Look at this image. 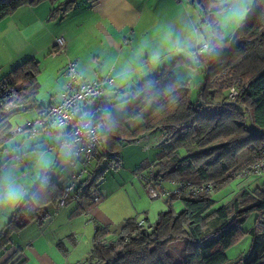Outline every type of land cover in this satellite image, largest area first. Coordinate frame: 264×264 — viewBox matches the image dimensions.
Wrapping results in <instances>:
<instances>
[{
    "label": "trees",
    "instance_id": "trees-1",
    "mask_svg": "<svg viewBox=\"0 0 264 264\" xmlns=\"http://www.w3.org/2000/svg\"><path fill=\"white\" fill-rule=\"evenodd\" d=\"M44 1L57 0H0V19L21 6H36ZM196 1L202 21L209 24L212 32L206 50L199 51L200 46L193 51L195 66H201L206 76L197 100H190L188 88L175 78L169 66L143 81V87H148L144 97L151 99L152 104L144 127L138 131L128 128L125 116L115 118L104 99L98 97L91 113L96 111L92 120L102 128L103 150L96 155V165L90 174L77 187L80 195L73 200L75 213L88 210L100 200L97 190L103 161L115 165L122 144L133 142L142 132L162 133L159 151L151 161L158 168V177L210 182L214 194L234 180L239 152L247 149L251 160L253 154L264 150V0H253L247 17L231 39L223 38L213 17L226 5L218 0ZM74 2L57 3L49 18L64 16ZM179 61L185 62L182 58ZM39 73V62L29 58L0 79V83H8L14 91L13 107L0 119V148L12 136L10 119L16 112L34 108L39 114L45 108L37 99ZM231 85L236 86L238 105L215 101V96L205 93L211 86L228 89ZM104 151L108 157L102 155ZM149 163H144L141 169H146ZM214 194L168 197L167 209L158 213L154 223H148L145 217L144 224L139 226L135 217L127 218L113 238H107V227L96 226L90 250L78 264H264V232L260 228L264 225V189L247 187L229 203L218 206ZM61 195V186L50 172L44 171L0 230V249L10 242L13 232L31 220L41 225L48 215L46 205L57 202ZM95 195L97 199L93 200ZM174 199L182 202L183 209L179 212L172 207ZM251 213L256 214L255 226L245 232L241 226ZM246 235L250 236L247 253L232 261L227 249ZM178 253L185 254V260L180 261Z\"/></svg>",
    "mask_w": 264,
    "mask_h": 264
},
{
    "label": "rangeland",
    "instance_id": "rangeland-1",
    "mask_svg": "<svg viewBox=\"0 0 264 264\" xmlns=\"http://www.w3.org/2000/svg\"><path fill=\"white\" fill-rule=\"evenodd\" d=\"M62 1L64 0H59L58 3ZM252 2L253 0H232L231 7L225 8L217 16L224 29V33L221 31L223 38L231 39L236 34L240 23L247 17ZM172 4L177 5L176 10H183L184 15L172 16L171 22H166V17H163L164 23L151 29L150 34L139 36L141 26H137L136 20L140 12L151 10L159 13ZM200 11L196 0H100V3L75 0L69 12L50 21L64 19L62 27L69 30L70 34H76L73 51L75 55L78 54V67L82 75L87 77L85 80L98 76L101 67L102 76L112 78V84L100 97L104 99L115 118L122 119L125 116L124 121L128 128L131 131H138L144 127L145 116L150 112L152 104L151 99L144 97L148 87H143L142 84L144 79L155 74L158 69L169 66L175 78L188 88L190 100L192 102L197 100L206 76L201 66L198 68L195 66L193 51H197L200 46L203 51L206 50L212 34L209 24L202 21ZM121 12H124V16ZM169 15L171 16L170 13ZM98 19L105 26H111L117 37H126L120 48H108L102 43L99 30L94 25ZM131 28L134 29L132 42H130ZM161 36L165 38L163 44L155 47L151 40L160 39ZM44 56L47 54L45 53ZM180 58L185 62H180ZM51 65L49 63L38 75V82L42 85L37 93V99L45 105L51 100V94L57 87L50 69ZM111 66L114 68L113 71H110ZM227 92L226 88L216 89L213 86L205 91L207 95L215 96V101L226 100L232 103L228 101ZM95 100L83 104L90 110L87 112L88 116L94 108ZM235 102L237 103L236 100ZM133 104L137 106L134 108ZM95 116L96 111L93 114V117ZM36 117L35 109L16 112L10 119L12 130L17 126L33 122ZM57 130L60 129L54 126L47 131L13 133L1 146L0 213L7 216V222L13 211L20 207L31 193L30 188L35 187L44 170L50 172L52 178L59 182L62 179L59 176L67 171L70 173L71 150L65 145L58 146L62 134L60 132L58 134ZM97 130L101 133L102 128L97 125ZM161 138V131L146 132V134L142 132L133 142L122 144L115 165H109V160L103 161L102 175L98 184L100 200L88 210L79 213H71L72 207L76 209L75 203L66 204L62 215L55 221L54 228H51L53 231L46 233L50 241L54 240V247L59 254L68 257L70 262L83 261L90 250L96 228L93 220L97 226L107 227V238H113L120 231L125 219L135 217L140 220L147 217L148 223L152 224L157 219L158 213L167 209L168 197L152 196L146 185L137 177L138 172H143L141 166L151 162L155 153L159 151ZM102 150L103 146L98 147L97 154L99 155ZM239 154L240 152L237 157ZM237 157L239 167L237 170L242 169L250 161V159L245 161L244 155ZM162 187L168 189L171 184L164 181ZM247 187L264 189V175L261 179L239 177L232 180L226 188L213 193L218 200L216 205L229 203L240 190ZM24 190H28L29 193L26 195ZM172 207L175 212L181 211L183 209L181 200L174 199ZM52 214L55 216L57 213L53 211ZM255 221L256 214L251 213L241 226L243 231L247 232L254 227ZM31 227L36 228V224ZM21 230L13 232L10 236L19 244L32 234L31 228ZM73 232H77V239L72 243ZM249 245L250 237L244 236L227 249V256L232 261L238 260L247 253ZM28 250L26 247L24 252ZM178 257L183 261L186 255L178 253Z\"/></svg>",
    "mask_w": 264,
    "mask_h": 264
},
{
    "label": "crops",
    "instance_id": "crops-1",
    "mask_svg": "<svg viewBox=\"0 0 264 264\" xmlns=\"http://www.w3.org/2000/svg\"><path fill=\"white\" fill-rule=\"evenodd\" d=\"M58 1L59 0H57L55 3L44 1L36 6L24 5L17 8L10 15L0 19V79L4 78L13 68H15L17 65L29 58L36 59L39 62L40 72L44 71L49 65V63L52 64L50 69L54 74L57 87L55 88V92L51 94L52 98L47 105L43 104L38 100L44 107L57 103L61 100L64 84L66 81L64 67L68 59L74 60L77 64L78 72L80 73L82 78H87L83 76L81 71L79 70L78 54L75 55L73 51L75 50L73 40L76 38V34L74 33V35H72V32V34H70L69 30L65 29V27H62L61 24L64 19H61L59 21H56L57 19L50 21V11L53 7L57 5ZM218 1H221L224 5H226L225 8H229L232 5V0ZM176 7V4H172L166 9L161 10V12L159 13L151 10H143L142 12H140L139 17L136 20L137 26H141L139 36L148 35L146 33L150 34L151 29L157 28L159 24L165 22L163 17L167 18V15L168 18H165L166 22L173 21L172 16L177 15L178 17H180L184 15V11L176 10ZM221 12L222 11L215 13L213 17L217 21L220 30L223 32V26L220 20L217 19V16ZM161 13H163V15ZM169 13L171 14V16L169 15ZM121 14L124 16V12H121ZM185 17L186 19H188L186 15ZM114 18L116 19V16ZM94 25H96L97 29L99 30L100 39L102 40V43H104L108 48H120L125 42L126 37H117L116 33L112 30L111 26H105L99 19L95 21ZM131 31L132 36L130 42L133 41L134 29L131 28ZM58 36L64 37L65 50L63 52L51 54V50L54 47V40ZM164 39V36H161L160 39H152L151 41L155 47H158L159 45L163 44L162 41ZM45 53L47 54V56H44ZM113 70L114 68L113 66H111L110 71ZM99 71L100 72L98 76H94L92 77V79L87 81L106 77L102 76V67ZM41 85L42 83L39 82V88ZM82 111L87 113L90 110L87 108V105H82ZM35 113L36 115H38L37 110H35ZM59 132L60 130H57L58 134ZM70 150L72 157V148H70ZM242 155L246 156L245 161L249 160L251 157V153L247 149L241 151L237 158H240ZM144 170L145 169H142V171ZM59 177H62L60 182L55 179L53 180H55L60 186L66 184L68 182L69 171ZM31 189H33V187L30 188V191ZM24 191L26 195L29 193L28 190ZM148 191L149 194H151L152 196H156L154 191H152L151 189L148 188ZM97 193L99 195L101 194L99 189L97 190ZM69 203L76 204V202L73 200L67 202L66 204ZM66 204L62 207H57L56 202L48 203L46 205V211L48 215L41 225H39L35 220H31L26 226L23 227L22 230H27L28 228H31L32 234L29 235L26 240L21 242L22 245H20L21 243L19 244L18 242L13 241L10 237V242L4 248L0 249V264H18L21 261H23L22 264H78L82 262V260H73L72 262H70L68 257H63V255L59 254V252L55 249L54 240L51 239L50 241L46 237V233L48 231H53L51 228H54L53 225L54 223H56L55 221L59 218V216L62 215V210L66 207ZM53 211L54 213H57L55 214V216H53L52 214ZM73 212H75L74 207H72L71 210V213ZM6 223L7 216L5 214L0 213V230L4 227ZM93 223L94 226H97L94 220ZM33 224H36V228L31 227V225ZM261 230L262 232H264V225H262ZM248 236L249 235H246L245 237ZM76 239L77 232H73L71 237L72 243L75 242ZM26 247H28L29 250L25 253L24 250ZM52 251H55V253H53Z\"/></svg>",
    "mask_w": 264,
    "mask_h": 264
},
{
    "label": "built area",
    "instance_id": "built-area-1",
    "mask_svg": "<svg viewBox=\"0 0 264 264\" xmlns=\"http://www.w3.org/2000/svg\"><path fill=\"white\" fill-rule=\"evenodd\" d=\"M65 50V39L58 36L54 40L52 54ZM202 48L199 50L201 51ZM65 84L61 100L43 108L36 119L24 126H17L10 129L11 134L19 132L34 133L38 130L47 131L51 127H58L62 138L58 146L65 145L72 148L71 169L68 182L61 186L62 195L57 200L56 206L62 207L68 201L76 200L79 197L77 187L93 169L96 160L97 148L102 147L100 133L92 120L93 113L89 116L82 111V105L88 101L95 100L102 95L106 88L112 84V78L103 77L92 81L82 78L77 69L75 61L68 59L65 67ZM227 98L232 104L238 105L235 100L237 96L236 86L231 85L227 89ZM14 91L8 83H0V119L13 107L12 99ZM108 157L107 152H103ZM158 168L154 162L143 171L138 172L137 177L154 193L161 197H198L203 192L213 194V186L210 182L194 183L180 179H167L157 176ZM264 175V150L253 154L252 159L242 169L234 173L233 178L245 177L247 179H258ZM244 179V178H243ZM168 181L170 188L162 187V183ZM97 196H93L96 200ZM86 211V210H85ZM143 219L137 221L142 226ZM108 231V229H107Z\"/></svg>",
    "mask_w": 264,
    "mask_h": 264
}]
</instances>
